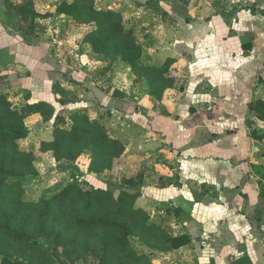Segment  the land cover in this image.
<instances>
[{
  "label": "crops",
  "instance_id": "crops-1",
  "mask_svg": "<svg viewBox=\"0 0 264 264\" xmlns=\"http://www.w3.org/2000/svg\"><path fill=\"white\" fill-rule=\"evenodd\" d=\"M23 1L0 0V95L6 94L15 108L39 101L55 108L52 84L63 62L73 60V53L78 56L85 26L57 15L56 4L45 0L33 2L39 13L48 10L49 16H37L28 25L17 12ZM122 1L132 3L95 0V6L116 9ZM167 2L168 14L161 16L166 24L164 52L177 60L173 75L186 82L183 89L168 88L164 94V125L170 129L167 135L164 127V134L177 153L179 181L184 182L174 192L187 213L182 232L202 252L211 253L214 264H230L232 256L224 261V254L229 248L235 256L244 253L255 219L261 221L263 238L251 237L252 242L258 246L264 241V176L257 169L264 163V0H198L191 7ZM80 57L87 66L102 60L97 54ZM93 73L96 77L100 70ZM91 82L83 96L87 105H94ZM183 97L196 100L191 117L176 113ZM25 119L27 124L37 121L38 127L50 124L40 113ZM191 177L192 187L185 181ZM182 193L186 199L179 197ZM226 239L232 246L225 245Z\"/></svg>",
  "mask_w": 264,
  "mask_h": 264
},
{
  "label": "rangeland",
  "instance_id": "rangeland-1",
  "mask_svg": "<svg viewBox=\"0 0 264 264\" xmlns=\"http://www.w3.org/2000/svg\"><path fill=\"white\" fill-rule=\"evenodd\" d=\"M45 1V3L57 4L58 0ZM131 1L132 3L122 1L121 6L116 10L121 11L124 25L133 27L135 37L144 45L141 62L161 65L169 57L167 56L169 54L164 52V38H167L164 30L166 24L161 18L164 15V0ZM213 1L219 4L223 0ZM178 2L179 0H168L167 3L178 6ZM49 14L50 12L46 10L42 14L45 16L42 17H47ZM81 25L85 26L84 36L95 29L94 23ZM161 39L163 40L160 42ZM150 48H153V51ZM98 56L102 60L93 66H87L86 61L82 62L79 53L78 56L72 54L73 60L63 62L60 77L52 84V88L55 96L62 98L66 103L56 104L55 114L49 119L50 124L38 127L37 121L27 124L25 119V124L31 127V131L27 126V138L19 146L34 153L32 167L38 174L35 178L26 180L22 199L32 203L38 202L59 192L70 182L83 183L89 189L139 192L141 196L129 207L140 210V213L126 211L116 216L117 220H127L132 223L146 219L157 226V228L146 227L144 231L140 230L139 225L137 226V232L133 231L135 234L130 237L136 252H148L149 264H214L213 255L202 252L200 247L193 243V239L190 244L180 249H171L166 242L162 243L166 232L170 235L185 233L182 232L181 226L187 220V213L181 210V205L175 201L174 192L177 191L175 188L181 183L180 162L176 158L175 149L170 146L172 144L165 136L170 129L169 124L164 125V94L168 89L164 91V78L154 76L153 83L156 84H152V87L147 77L141 75V71L135 73L128 62L120 58L110 61L101 55ZM96 69L100 70V73L94 77L92 75ZM176 70V67H173L169 75L176 77L173 75ZM176 78L178 79L175 80L172 88L183 89L186 82L182 78ZM88 81L93 82H91L94 88L93 97L90 99H94L92 101L94 105H87V101L83 98ZM187 97H183V104L179 105L176 111L179 116H189L195 110L196 106H193L196 102L195 98ZM73 111H83L89 118L102 124L106 134L112 139H119L121 146L99 155L97 160L94 156L99 154L100 150L96 146L94 149L84 148L79 151L81 143L65 145L62 151L69 149L71 159H67L65 154H62L63 158L56 159L52 150L40 148L42 141L55 138L54 131L57 126L71 125L73 120L71 121L70 114ZM187 123L186 121L183 125ZM164 127L168 128L166 134ZM251 127H246L249 132ZM9 159L11 160L12 157ZM263 165L264 163L258 164L259 172ZM185 181L192 187L195 179L191 177ZM179 197L185 198L184 193ZM14 203L8 198L0 202V221L5 214L13 213L14 225H19L26 219L28 229L34 230L39 221V211L24 212ZM254 222L256 225L247 240V247L243 245L244 248L241 249L244 253L249 252L250 255L239 253L235 256L234 249L229 248L224 254V261L230 256H232L230 262L233 263L242 256L249 257L253 263L264 260V241H259L256 246L257 243L254 244L251 239V237H257V240L263 238L260 230L261 221L255 219ZM45 223L46 228L50 225L55 231H64L62 242L68 243L65 247L66 253L56 246L53 238L47 240L38 238L43 252L27 250L2 236H0V247L9 253L21 255L33 264H99L97 256L100 255L102 248L107 246L108 258L105 264H132L129 261L130 251L118 252L116 248L109 246L111 233L72 228L68 219L57 215H50ZM158 228L164 230V235ZM231 239L233 242L236 238ZM229 243L230 240H227L225 245ZM85 245L88 246L87 252L84 249ZM45 252L48 254L46 255ZM48 255H51V260L48 259Z\"/></svg>",
  "mask_w": 264,
  "mask_h": 264
},
{
  "label": "trees",
  "instance_id": "trees-1",
  "mask_svg": "<svg viewBox=\"0 0 264 264\" xmlns=\"http://www.w3.org/2000/svg\"><path fill=\"white\" fill-rule=\"evenodd\" d=\"M197 1L179 0L186 7L193 6ZM251 10L255 12L254 9ZM17 12L28 25H31L37 16H45L35 9L33 0H24L19 5ZM55 13L65 15L77 24L94 23L95 29L84 36L78 47L80 55L97 54L110 61L120 58L131 64L135 73L141 71V75L147 77L151 86L156 84L153 83L155 82L154 76L164 78V91L174 86V82L178 78L169 75V73L177 62L176 58L168 57L161 65L142 63L144 45L135 37L134 28L124 25L120 10L98 8L95 6V0H58ZM164 14L168 13L164 12ZM188 19L189 17H186V20ZM57 102L66 103L60 97H57ZM33 113H40L43 120L48 121L55 114V109L44 101L26 103L20 108H15L6 94L0 95V202L8 198L14 201L21 211H39V221L34 230L28 229L26 219L19 225H14L12 221L15 214H5L3 220L0 221V236L27 250L39 252L43 251L39 246L38 238L45 240L53 238L56 246L62 248V251L66 253L65 247L68 243L62 242L64 231H55L50 225L46 228L45 220L49 219L50 215H57L68 219L69 226L72 228L111 233L110 247L116 248L115 250L118 252L130 251L129 261L132 264H149V253L146 251L136 252L130 237L135 234L133 231H136L138 225L141 231L146 230V227L157 228V226L146 219L138 223L116 219V216L126 211L140 213V210L129 207L141 196L139 192L132 193L126 190L115 192L102 188L89 189L83 183L70 182L59 192L38 202L32 203L22 199L26 180L35 178L38 174L32 167L34 153L19 146L21 142L25 141L28 134L25 118ZM70 119L73 122L69 127L57 126L54 131L55 138L42 141L40 144V148L52 150L56 159L63 158L62 154H65L67 159H71L69 149L62 151V148L67 144L81 143L79 151L84 148L98 147L100 152L94 156L95 160L106 151L121 146L119 139L109 137L103 125L89 118L85 112L73 111L70 114ZM256 132V129H251L252 135H255ZM259 173L264 176V165ZM114 216L115 218H111ZM158 230L164 235V230L159 228ZM164 242L171 249H180L190 244L192 238L188 233L170 235L166 232L165 240L164 237L162 239V243ZM84 249L87 252L88 246L85 245ZM45 254L48 253L45 252ZM48 257V259H52L51 255ZM97 258L99 264L106 263L107 246L102 248ZM0 264L33 263L30 260L26 261L21 255L9 253L0 247ZM230 264H253V262L249 257L242 256Z\"/></svg>",
  "mask_w": 264,
  "mask_h": 264
}]
</instances>
